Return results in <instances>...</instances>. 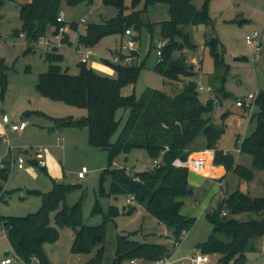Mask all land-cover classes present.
<instances>
[{
  "label": "trees",
  "instance_id": "trees-1",
  "mask_svg": "<svg viewBox=\"0 0 264 264\" xmlns=\"http://www.w3.org/2000/svg\"><path fill=\"white\" fill-rule=\"evenodd\" d=\"M10 1H24L19 7V18L20 33L24 34L27 42L25 52L32 51V44L46 36L49 28L55 36L59 29L65 26L64 21L56 20L62 4L75 6L92 2V0ZM140 1L131 0L130 13L126 14L124 0H102L103 5L118 10L117 16L103 24L88 25L86 33L78 37V42L91 47L106 35L123 34L126 25L132 24L135 29H140L145 24L141 15L145 13L147 4L156 2L166 4L169 18L160 23V38L166 42L153 69L169 80L185 83L178 93L170 95L159 90L146 89L139 99L133 94L122 95L121 88L136 80L142 64L122 67L106 61L117 74L112 78L99 75L87 67L85 62L80 61L77 64L78 73L72 75L61 69L62 56L55 48L45 53L48 70L38 74L35 88L41 96L52 101L86 109V116L80 119L53 118L54 127H86L89 144L108 152L109 165L102 171L101 178L103 179L105 174L109 177V194L114 197L120 194L133 197L134 202L163 224L170 232V238L176 241L192 227L195 218L180 213L182 200L192 196L193 189L187 181L188 169L185 166L174 165V161L184 163L191 152L216 148L218 139L226 129L230 111H222L218 124L212 121L211 113L215 104L221 105V98H229L231 95L222 90L227 69L223 67L219 43L210 32L207 34L205 44L213 57L214 68L216 70L221 68L224 71L220 76L221 86L216 92L212 89L215 99L201 103L197 84L193 79L187 80L196 74L193 66L181 53L175 58L172 57L174 51L185 49L195 51L197 48L191 41L189 33L185 31L186 27L203 24L212 30V19L205 4L197 9L191 0H145L144 8L135 10ZM2 2L3 0H0V5ZM61 42H67L65 34H62ZM7 68L0 59V98L6 90ZM216 74L213 75L216 77L215 80L218 79ZM254 104L256 112L252 113L251 121L256 118L255 129L240 141L239 147L240 152L251 156L254 168L264 171V89L257 92ZM118 108L128 109L129 116L117 141L112 143L111 136L117 127L114 114ZM245 110L247 111L246 108ZM236 138L235 145L238 144L239 137ZM133 148L146 150L153 160L160 158L159 165L141 173L127 171L121 167L111 168L112 159L117 153H127ZM233 160L231 155L223 156L221 151H215V163L223 164L239 178L251 179V172L240 165L234 166ZM6 176L7 168L1 169L0 192ZM71 187L73 186L53 182L48 192L33 190L30 193L39 195L41 199V205L36 212L26 216L0 217V225L6 232L11 249L26 263H30L31 258L35 257L38 264H51L44 245L57 241L58 229L71 227L74 233L71 252L90 254L84 264H102L104 221L109 219L115 210L110 208L108 217L104 216L101 224H84L81 217V199L71 205L65 203V196ZM101 212L96 201L91 214ZM249 212L258 216L264 214V194L261 197H250L239 189L228 194L205 215L212 228L208 238L197 244V248L205 254H218L219 264H245L246 252L254 250L252 241L264 237V218L246 221H238L235 218L237 214ZM52 213L53 225L50 223ZM116 251L114 264H118L121 259H138L143 263H150L169 254L163 244L137 242L125 235L118 236Z\"/></svg>",
  "mask_w": 264,
  "mask_h": 264
},
{
  "label": "rangeland",
  "instance_id": "rangeland-1",
  "mask_svg": "<svg viewBox=\"0 0 264 264\" xmlns=\"http://www.w3.org/2000/svg\"><path fill=\"white\" fill-rule=\"evenodd\" d=\"M23 2L3 0L0 5V27L13 26L12 30L10 29L11 31L6 33H10V37L8 36L7 39L13 42L16 47L7 51L6 59L8 68L5 70V74L7 83L12 90L18 89L22 84L25 89L27 87L32 89L38 74L48 70L45 53L51 51L44 45L45 39H41L32 44V51L25 52L27 48L25 38L23 40L20 36L14 35L21 31V27H18L17 24L20 19L19 7ZM130 2L131 0H124V6L127 8L126 14L130 13ZM191 3L197 9L202 8L205 4L207 13L212 19V30L203 24L186 27L185 31L189 33L191 41L197 46V51L186 49L174 51L172 57L175 58L180 53L187 58L195 56L201 65L200 68L193 66V71L196 74L187 80L193 79L197 86L204 88L210 85L211 90L216 92L221 86L220 76L224 71L221 68L218 70L214 68V60L205 40L208 38V32L217 39L223 67L227 69L222 90L231 95L229 98H221V105L215 104L213 108L211 119L218 124L223 110L230 109L232 112L238 110L234 105L235 100L264 89V0H191ZM144 6L145 0H141L135 10L143 9ZM60 11L63 12L62 19L64 27L67 28L65 32L67 42H61L60 47L56 49L62 56L61 69L75 75L78 73L77 64L83 61L87 67L99 75L115 78L117 76L115 70L106 61H110L114 51L118 49L121 41H124V35L121 33L106 35L91 47L79 44L78 37L86 33L88 25L103 24L115 18L118 10L115 7L103 5L102 0H92L90 4L80 3L75 6L62 4ZM168 18V6L162 2H156L146 5V11L141 15L145 24L140 29H135L132 24L125 26L126 29H130L132 37L135 39L133 64H142L143 67L138 71L136 80L132 84L124 85L121 88V93L133 94L136 99H139L146 89H155L173 95L183 88L185 83L169 80L153 69L157 61L156 44L158 41L166 42L160 38V23L168 20ZM51 30L49 28L50 33L47 40L57 43ZM254 31L260 35L259 47H257L258 39L251 43L245 41V36L251 35ZM0 33H3L1 28ZM86 52L90 54L87 60L83 57ZM137 54L138 58H136ZM215 74L218 76L217 80L214 79L216 77H213ZM4 94L0 98L1 100H4ZM205 97L204 91H198V98L201 103H205ZM37 100L44 109L41 112L45 116V120L42 118V123H37V125L31 123L29 129L35 127L37 131H41L46 136L44 138H37L38 135L30 136L20 139L16 143H10L12 150L8 159L10 164L7 169V176L4 185H2L3 199L0 200V217L26 216L39 209L41 205L40 196L30 192L38 189L44 190L40 181L43 174L36 176L28 170L35 169L38 173L39 171L40 173L44 172L47 179L55 183L73 186L65 196V203L71 205L81 199V217L84 224H101L104 216L108 217V210L110 208L115 210L113 215L104 221L105 239L102 264H114L118 236H129L131 240L137 242H154L150 238V233L157 228L154 218L141 209L137 203H127L126 195L120 194L114 197L109 194V177L105 174L103 179L101 178L102 171L109 165L108 152L89 144L86 127L67 126L59 130H51V120L46 118L70 117L80 119L86 116V109L52 101L40 94ZM253 112H256L255 105L250 116ZM246 115H248V111H246ZM128 116V109L118 108L115 111L114 117L117 127L111 136L112 143L117 141ZM255 126L256 118L254 117L245 136H248L252 128L255 129ZM235 135V131L228 126L218 139L217 148L219 150L237 149L239 143L234 145ZM30 145L33 148L39 147L41 152L38 153L45 155L44 161L47 164L44 170L26 161L23 169L16 167L15 161L21 150L22 152L27 150L29 159L33 160L34 149L31 150ZM48 156L52 158H48ZM40 157L41 155H39ZM232 157L240 166L251 172V179H239L235 173H232V180L228 181V189L231 191L238 188L250 197L263 196L264 171L253 167L252 158L248 154L233 152ZM82 166H85L88 172L84 179H77L76 173ZM115 167L141 173L153 168V159L146 150L133 148L127 153L119 152L113 157L111 168ZM96 201H98L102 212L92 215L91 210ZM235 218L238 221H246L264 218V214L258 216L251 212L240 213ZM205 220L207 221L206 217ZM50 221L53 225V213L50 215ZM194 240L188 234L181 240L183 242L179 250L182 256L190 255L199 244ZM72 241L73 230L71 227L58 229L57 241L44 245L49 262L51 264H84L91 255L72 253L70 250ZM5 252L12 254L13 251L6 238L5 230L0 229V261L4 259ZM136 261L135 263L132 260L121 259L118 264H141L138 262L140 260L136 259ZM183 262L188 264L186 258ZM17 264L23 263L18 262Z\"/></svg>",
  "mask_w": 264,
  "mask_h": 264
},
{
  "label": "crops",
  "instance_id": "crops-1",
  "mask_svg": "<svg viewBox=\"0 0 264 264\" xmlns=\"http://www.w3.org/2000/svg\"><path fill=\"white\" fill-rule=\"evenodd\" d=\"M17 25L18 27H21L20 19ZM12 27L11 26L0 27L1 30L3 31L2 34L0 33V59L3 60V63L4 65H6V67H8L6 64L7 63L6 59L8 55L7 51L15 47V44L7 39L10 33H6L7 31H11ZM66 30L67 28L65 27L63 34H66L65 33ZM49 33L50 31L48 30L46 36L42 37L41 39H45V38L47 39ZM14 35L20 36L16 34ZM20 37L23 38L24 40V36H20ZM55 49H57V47ZM118 49L114 51L113 55H115L118 52ZM189 57L197 60L195 56L194 57L189 56ZM189 57L187 58L188 60L190 59ZM136 58H138V54L136 55ZM137 62H138V59H137ZM198 64L200 68L201 64L199 61H198ZM6 80H7V76H6ZM36 82L33 84L32 89L31 88L29 89V87L27 86H26L27 88L25 89L24 85L22 84L19 86L18 89H15V90H12L11 86L7 83L6 91L4 94V100L0 99V163H2L3 165H6L7 168L10 164L8 159L10 157L11 150H12V146H11L12 144H10L11 142L16 143L20 139H25L30 136L34 137L38 135L37 138H40V137L44 138V136H46L43 133H41V131H37L35 127H33L32 129H29L31 123H33V125H37V123H42V120H41L42 118L43 120H45L44 118L45 116H43V113H42L44 109L38 104V100H37L39 93L35 88ZM209 87L211 86L209 85ZM121 94L126 95V93H121ZM205 94H206V97H205L206 99L208 94L206 92ZM8 101H11V102L8 103ZM235 102L236 100L234 101V105H235ZM236 108H238V110L235 112H232V110L230 109H225V110L230 111V115L226 120V128L230 126L235 131L236 133L235 140L237 139L236 137L238 136L239 137L238 143H240V141L245 137V133H247L252 121H251V118L248 120L245 108H241V107H236ZM4 114L8 115L12 122H18L20 120L27 121V127L23 131H16V132L10 131L8 128L2 125L1 117ZM46 118L49 121L51 120L50 121L52 123L51 130L61 129V128L54 127L53 120H52L53 118L51 117L50 118L46 117ZM253 130H254V127L252 128L250 133ZM1 137H4V140ZM62 140L63 138L60 139V143ZM234 145H235V142H234ZM60 146L62 147L61 144ZM30 149L31 150L34 149L33 151L34 158L33 160H30L27 150H24L23 153L27 157L26 162L28 163L30 162L32 165H35V167L38 166L39 168H43L44 170L47 164L44 161L45 155H42V153H38L37 150H40L39 147L33 148V146L30 145ZM215 149H218L217 145ZM19 152H22V150ZM241 153L242 152H240V154ZM39 155H41L40 158H39ZM48 158H52V157L48 156ZM41 162L43 164H40ZM234 164L239 165L235 159H234ZM174 165L185 166V163H182L176 160L174 162ZM28 170H30L32 174L36 176H38V174L39 176L40 174L41 175L43 174L40 181L44 187V190L38 189L40 192L45 193L51 190L53 186V181H51L50 179H47L44 172L40 173L39 171L38 173V171L35 169H28ZM127 171H131V170H127ZM232 173L233 172L231 170H227L223 164L215 163L214 159L208 162L206 171L204 172H196L193 170H188L187 181H188V184L193 189V194L192 196L188 198H184L182 200V206L180 207V213L183 216L195 218V222L188 231L183 233L181 240H183L187 236V234L189 236H192L195 239L194 241H196V243L197 242L202 243L208 238L212 227H211V224L205 220V215L208 212L212 211L219 203H221L228 194L234 191V190L230 191L228 189V183H229L228 181L232 180V177H231ZM258 197H261V196H258ZM2 199H3V193L1 192L0 200ZM129 199L130 197L127 196L126 198L127 203L129 204L134 203V201H131V200L128 202L127 200ZM139 207L143 209L141 206ZM155 224L157 228L154 229L150 233V238L153 239L154 242H150V243H157V244L165 245L169 251V254L167 255V257L170 259L171 264H185L183 262L185 258L188 260V264H191L192 257L196 253L201 252L196 246L190 255L182 256V253L179 250V248L181 247V243L183 241L180 240L178 246L174 247L173 246L174 241L169 237L168 229L163 224L159 223L157 220H155ZM73 236H74V233H73ZM252 244L254 246V250L246 252L245 254L246 263L245 264H264V237L256 238L255 240L252 241ZM218 260H219L218 254H209V262L207 264H219ZM132 261H134L135 263L137 262L136 259ZM138 262H141V261H138ZM141 264H146V263L141 262Z\"/></svg>",
  "mask_w": 264,
  "mask_h": 264
},
{
  "label": "built area",
  "instance_id": "built-area-1",
  "mask_svg": "<svg viewBox=\"0 0 264 264\" xmlns=\"http://www.w3.org/2000/svg\"><path fill=\"white\" fill-rule=\"evenodd\" d=\"M62 16H63V12L60 11L58 13L56 20L58 22H63ZM81 22H83V20H81ZM64 30H65V27H61L59 29L58 33L54 36V40L57 43H53L50 40H47L45 38L44 45H46L49 49L59 47L61 45L60 43H61V38H62V34L64 33ZM19 35L24 36L23 33H20ZM123 35H124V41H121L118 52L111 57L110 61L115 65L126 67L129 65H132L133 61L135 59V56L133 54V52L135 51V39L132 37V33H131L129 28L124 30ZM259 38H260L259 33L254 31L251 35L245 36V41L247 43H251L252 41H255L258 39L257 47H259L260 46ZM163 45H164L163 41L157 42V44H156V48H157L156 55H157V57L160 56V50H161ZM83 57L86 60L89 58V54L85 53L83 55ZM189 62L191 63L192 66L199 68L198 61L195 60L194 58H190ZM197 90L198 91H204L208 94L206 100L215 99V97L212 94L211 87L207 86L204 88L202 86H197ZM256 95H257V92L249 93L244 98L237 99L235 102L236 107H241V108L247 109L248 120L251 117L250 113L252 111L253 106L255 105L254 101H255ZM1 122H2V125L4 127L8 128L10 131H14V132L23 131L27 127V121L20 120L18 122H12L10 120L9 116L6 114L2 115ZM1 138L4 140V137H1ZM216 150H218V149H202V150L191 152L189 154L186 162H184L185 167L188 170H193L196 172L206 171V167L208 165V162L210 160L214 159V154H215ZM37 151L39 152L40 150H37ZM219 151H221V154L223 156H226V155L232 156L233 152L240 153V147H237V149H235V150H219ZM26 158L27 157L25 156V154L23 152H19L17 159L15 161V165L18 169L24 168ZM159 163H160V158L153 160V167L158 166ZM40 164H43V163L41 162ZM6 168H7L6 165H3L2 163H0V170L6 169ZM87 172H88L87 168L85 166H82L76 174L77 179H84L86 177ZM130 200L134 201L133 197L130 196V199L127 201L129 202ZM0 229L4 230L1 225H0ZM181 238H182V236H181ZM181 238H180V240H181ZM180 240L174 241L173 246L177 247ZM18 262L23 263V264H38V259L35 257H32L30 263H26L22 257L17 255L13 251L12 254H10L8 252V254L4 257V259H2L0 261V264H17ZM208 262H209V254H205L202 252L196 253L191 259V264H207ZM149 264H171V261L167 256H165V257L156 259V260L150 262Z\"/></svg>",
  "mask_w": 264,
  "mask_h": 264
},
{
  "label": "water",
  "instance_id": "water-1",
  "mask_svg": "<svg viewBox=\"0 0 264 264\" xmlns=\"http://www.w3.org/2000/svg\"><path fill=\"white\" fill-rule=\"evenodd\" d=\"M7 254H8V252H5V253H4V256H6Z\"/></svg>",
  "mask_w": 264,
  "mask_h": 264
}]
</instances>
